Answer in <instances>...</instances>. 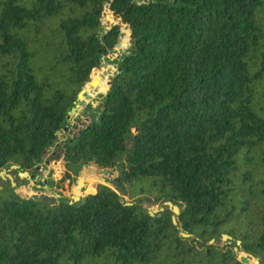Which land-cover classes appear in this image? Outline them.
Returning a JSON list of instances; mask_svg holds the SVG:
<instances>
[{
	"label": "trees",
	"instance_id": "16d2710c",
	"mask_svg": "<svg viewBox=\"0 0 264 264\" xmlns=\"http://www.w3.org/2000/svg\"><path fill=\"white\" fill-rule=\"evenodd\" d=\"M107 11L130 47L68 128L120 44ZM43 161L59 187L116 170L135 204L102 183L53 205L9 184L0 264H243L238 242L264 264V0H0V171ZM146 199L178 206L177 225Z\"/></svg>",
	"mask_w": 264,
	"mask_h": 264
},
{
	"label": "rangeland",
	"instance_id": "374dc122",
	"mask_svg": "<svg viewBox=\"0 0 264 264\" xmlns=\"http://www.w3.org/2000/svg\"><path fill=\"white\" fill-rule=\"evenodd\" d=\"M103 23H104L105 29L108 28L111 24L115 23L118 25L120 24L121 32L127 34L129 31L128 29H126V25L121 23L119 19L111 18V15L108 13V11L103 15ZM119 42H120V48L119 49L116 48L114 52H112V54H110L108 58L103 60L102 65H105V67L101 65L94 72L95 77L93 80H96V79L101 80V77L103 76L102 80L105 81L106 76L107 74L109 75V73H107L106 71V74H104V71L109 69L110 66L112 67V65H115L114 62L118 61L121 55L124 54V52L129 49L130 45H129L128 40H127V43L122 48H121V44L123 43V38ZM114 70H115V73L118 72L117 64L114 66ZM86 88H87V85L85 89ZM87 91L88 89H86V95L88 96L94 95L93 92H90L91 93L90 94ZM104 94H105V89H102V92H100L99 94H95V96L93 97L95 100H97L98 96L100 95L99 96V104H100L102 103V99H103L102 97L104 96ZM87 104H93V100L87 101L84 106L80 107L78 110L79 112L78 115L72 114L71 119L68 120V123H67L68 128H71L74 126L76 120L80 118V115L82 116L84 114L83 113L84 109L88 110ZM97 104L94 107H96ZM65 142L66 140L63 141L62 147L66 144ZM54 149H55L54 147H51L49 150L50 153L53 152ZM47 159H49V156ZM56 169H57L56 167L46 165V162L43 161L41 163H38L32 171L27 172L28 176L23 178V176L21 175L24 172L20 168L14 169L12 167H8L4 169L5 171L3 170H2L3 172L0 171V191H2L4 187H7L9 184H11L10 179L7 177V175H9L13 179V182L15 183V186L13 188L20 190L21 192L28 194L29 196H35V197L45 196L47 199L52 198L55 201V203H57L61 199V197H65L67 200L71 201V197L72 195H74L72 193V189L79 188L78 181L81 179V174L83 172L80 174V176L77 179H74L73 181H66L65 183L61 184L59 187L60 175ZM85 172L87 176L84 179L85 186L84 188L81 189L82 194L93 192L95 183H103L102 181L103 175L101 174V172L99 171L97 173L90 172V171H85ZM109 172H110L112 179L117 178L116 170H109ZM123 197L127 199L128 202H131L127 197L125 196ZM140 203L148 211L155 209V213H154L155 216L158 214L164 213L167 210H170V208L168 206H164V204L155 205L153 203H149L144 200H141ZM161 209H164V211L161 212L160 211Z\"/></svg>",
	"mask_w": 264,
	"mask_h": 264
},
{
	"label": "water",
	"instance_id": "95a60500",
	"mask_svg": "<svg viewBox=\"0 0 264 264\" xmlns=\"http://www.w3.org/2000/svg\"><path fill=\"white\" fill-rule=\"evenodd\" d=\"M126 29L129 30L128 33L125 34V33L121 32L120 38L121 39L122 38H125V36L127 35V38L130 40L131 39V36H132V33L130 32L129 26H126ZM117 48L118 49L120 48V44L117 45ZM112 79H113V76L112 75H109L107 77V81H108L107 82V86H108L107 89L111 86ZM96 83H97V81L93 84V87H97V88L94 89L95 93L97 94L98 93V86H97L98 84H96ZM86 96L87 95H86V89H85L79 95L78 102L76 103L75 107L69 112V114L67 116L66 123H68V120L71 119L72 114H75V115L77 114V110L80 107L79 103L82 102V101H84L86 99ZM91 113H92L91 110H86L85 111V114H91ZM85 114H83L80 118H82ZM12 168L18 169L19 166L13 165ZM3 171H5V170H3ZM85 171H90V172H96L97 173L98 172V169L96 167H93V166L85 168L84 172L81 174V179L78 181V187L79 188L72 189V193L74 195H72V197H71V201H70L71 204L78 203L83 198H86L89 195L88 193L87 194H82V191H81V189L84 188V186H85L84 185V182H85L84 179L87 176V174H86ZM103 174H104V176L102 177V181H103L102 184L107 185L108 187H110L113 190H117V192H119L118 194L121 197L125 196L124 195V192L121 190L120 177H117V178L112 179L109 170L103 171ZM21 176H23V178L24 177H27L28 176V173L27 172L22 173ZM7 177L11 181V186L14 187L15 186V183L13 182V179L9 175H7ZM23 196H24L25 199H29V200H31V201H33L35 203H49V205L55 204V201L52 198L47 199L45 196L35 197V196H29L28 194H25V193H24ZM146 201L149 202V203H151V201L149 199H146ZM123 202L127 206H131V205H134L135 204V203L128 202L127 199H125L124 197H123ZM164 206H168L170 208L171 212L174 215L173 216V224L174 225H177V216L180 215L181 209L178 206H175L172 202L164 203ZM160 211L163 212L164 209H161ZM148 213H149V215L151 217H155V215H154L155 209L149 210ZM160 216H161V214H158V217H160ZM182 236H184V237H191L190 235H186L184 233H182ZM228 240H231V238L228 237L227 235H223L222 236V241H228ZM215 243H216L215 240H212L210 242V244H215ZM240 244H241L240 242L237 243V247L234 248V252L238 256L239 260L243 264H261L260 258H253L250 255L242 252L241 249H240Z\"/></svg>",
	"mask_w": 264,
	"mask_h": 264
},
{
	"label": "crops",
	"instance_id": "0c3cea01",
	"mask_svg": "<svg viewBox=\"0 0 264 264\" xmlns=\"http://www.w3.org/2000/svg\"><path fill=\"white\" fill-rule=\"evenodd\" d=\"M102 66L105 67V65H102ZM106 71H107V73H109V75H112V76H113V73H115V70H113L112 68H109V69L105 70V71H104V74H106ZM118 71H119V70H118ZM109 75L107 74L105 80H107V77H108ZM102 77H103V76H102ZM102 77H101V80H97V79H96V80H92L89 84H86L87 86L90 85V86L88 87V88H89L88 90H90V89L93 90V93H94L93 96H95V94H96L95 91H94V89L97 88V87H93V84L97 81L96 84H98L97 86H98V90H99V86H100V84H101V83L103 84V83L105 82V81L102 80ZM107 82H108V81H107ZM91 86H92L93 88H92ZM97 94H99V93H97ZM90 100H93V105H95L94 97H90V96L87 95V96H86V99H85L84 101H82V102L79 103L80 107L84 106V105H85V102L90 101ZM89 105H90V104H87V106H89ZM80 107H79V108H80ZM78 110H79V109H78ZM78 110H77V114H76V115H78V113H79ZM86 110H87V109H84V110H83V113H84V114H85V111H86ZM88 110H91V109H88ZM80 117H81V115H80ZM46 165H49V164L46 162Z\"/></svg>",
	"mask_w": 264,
	"mask_h": 264
},
{
	"label": "bare ground",
	"instance_id": "6f19581e",
	"mask_svg": "<svg viewBox=\"0 0 264 264\" xmlns=\"http://www.w3.org/2000/svg\"><path fill=\"white\" fill-rule=\"evenodd\" d=\"M100 92H102V90H100ZM100 92H99V93H100ZM45 204L49 205V203H45Z\"/></svg>",
	"mask_w": 264,
	"mask_h": 264
}]
</instances>
